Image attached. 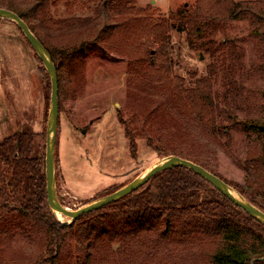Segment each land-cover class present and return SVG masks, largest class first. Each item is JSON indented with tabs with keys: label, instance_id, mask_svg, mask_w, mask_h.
Instances as JSON below:
<instances>
[{
	"label": "trees",
	"instance_id": "trees-1",
	"mask_svg": "<svg viewBox=\"0 0 264 264\" xmlns=\"http://www.w3.org/2000/svg\"><path fill=\"white\" fill-rule=\"evenodd\" d=\"M58 2L0 0V9L17 15L49 54L57 75L58 99L64 81L70 82L80 74L85 52L97 42L124 45L123 51L130 54L142 48L148 64L146 80L162 85L172 81V31L185 33L189 50L213 61L206 76H193L190 83L176 79L179 94L185 97L181 99L187 117L183 119L184 128L197 132L195 145L200 154L160 152L150 140L147 145L162 157L175 156L202 167L264 214V111L258 109L249 115L250 105L234 82L242 51L233 44L228 47V43L216 41L222 21L244 15L252 23L251 35L264 56V0L238 4L231 0H195L193 5H183L159 18L137 10L133 5L136 0H102L93 8V17L72 19L54 18L50 11ZM4 23L15 26L0 19V24ZM130 40L132 46L127 44ZM34 55L40 65L48 114L50 79ZM218 63L231 77L222 94L213 91ZM47 114L42 133H13L0 142V224L13 219L23 231L35 233L43 250L33 264H166L176 256L185 257V264H264V226L184 168L156 175L130 195L71 225L57 222L49 211L46 194ZM121 124L130 158L135 160L136 141L145 139L140 120L133 116ZM233 131L242 133L247 141L246 170L255 174L249 185L225 181L209 162L216 152L229 151ZM54 161L57 165L56 148ZM121 187H111L92 201Z\"/></svg>",
	"mask_w": 264,
	"mask_h": 264
},
{
	"label": "rangeland",
	"instance_id": "rangeland-1",
	"mask_svg": "<svg viewBox=\"0 0 264 264\" xmlns=\"http://www.w3.org/2000/svg\"><path fill=\"white\" fill-rule=\"evenodd\" d=\"M231 1L238 4L258 0ZM101 2L59 0L50 12L56 19L90 18L93 8ZM194 2L136 0L133 5L159 18ZM221 27L216 41L226 42L228 47L229 43L233 44L243 53L234 82L241 87L250 105L249 115L253 116L255 110L264 111L262 50L251 35L252 23L247 16L233 15L222 21ZM127 44L132 46L133 43L130 40ZM170 47L173 68L169 85L146 80L144 73L148 64L142 48L130 54L123 51L124 45L100 42L85 52L80 74L70 82L64 81L58 99L60 112L55 142L58 164L54 161L55 196L62 208L75 211L101 192L125 186L165 158L149 148L147 140L160 148V152L200 154L195 145L197 132L184 128L183 119L187 117L181 99L185 97L179 94L176 79L190 83L193 76H206L213 61L202 53L190 51L185 33L172 31ZM217 65L213 91L222 94L231 77L219 63ZM39 69L34 52L15 26L0 24V142L13 133H42L47 109ZM133 116L139 118L145 133L144 140L136 141L135 160L130 158L129 142L121 124ZM231 135L233 142L229 151L216 152L209 162L225 181L249 185L255 180V174L251 169L246 170V138L239 131ZM39 143L42 144L41 140ZM42 250L35 233L23 231L15 220L0 224V264H33ZM184 259L176 256L166 264H185Z\"/></svg>",
	"mask_w": 264,
	"mask_h": 264
},
{
	"label": "water",
	"instance_id": "water-1",
	"mask_svg": "<svg viewBox=\"0 0 264 264\" xmlns=\"http://www.w3.org/2000/svg\"><path fill=\"white\" fill-rule=\"evenodd\" d=\"M0 19L6 20L19 28L25 40L28 42L32 50L42 62V65L50 79L51 94L47 114L44 166L48 208L52 217L57 222L64 225H71L80 217L100 210L103 207H106L130 195L131 193L147 184L148 181L156 175L173 168H184L201 177L216 190H218L236 207L243 210L247 215L264 226V214L253 207L251 204H249L236 190L231 188L216 176L204 170L202 167L175 156H168L154 163L131 182L121 187L119 190L109 196L89 202L75 211H68L62 208L56 199L54 188V149L58 126V85L56 71L47 51L17 15L7 10L0 9Z\"/></svg>",
	"mask_w": 264,
	"mask_h": 264
}]
</instances>
